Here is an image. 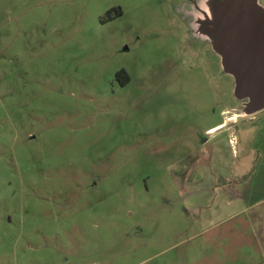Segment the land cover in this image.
Wrapping results in <instances>:
<instances>
[{"label":"rangeland","instance_id":"374dc122","mask_svg":"<svg viewBox=\"0 0 264 264\" xmlns=\"http://www.w3.org/2000/svg\"><path fill=\"white\" fill-rule=\"evenodd\" d=\"M190 1L0 0V264H264V109Z\"/></svg>","mask_w":264,"mask_h":264},{"label":"water","instance_id":"95a60500","mask_svg":"<svg viewBox=\"0 0 264 264\" xmlns=\"http://www.w3.org/2000/svg\"><path fill=\"white\" fill-rule=\"evenodd\" d=\"M212 19L201 22L225 74L234 80L233 95L246 100L243 113L264 109V9L257 0H212Z\"/></svg>","mask_w":264,"mask_h":264},{"label":"flooded vegetation","instance_id":"af4514ba","mask_svg":"<svg viewBox=\"0 0 264 264\" xmlns=\"http://www.w3.org/2000/svg\"><path fill=\"white\" fill-rule=\"evenodd\" d=\"M210 1L212 0H202L198 3V0H192L190 1L191 5H193V10L195 12L194 15H192V11H190V14H188L189 18H192L190 20V23H192L195 27V31L199 33L200 35L204 36L205 41L202 45L209 47L212 51L211 42L208 39L207 35L200 32V26L201 22L206 21L207 19H212V10L210 6ZM218 56V54H217ZM219 57V56H218ZM125 75V69L116 70L114 73V76L119 79L120 76ZM121 86H124L126 84V81H120ZM221 113H223V109L221 110ZM220 129V128H219ZM208 133V130L206 131ZM209 135V133H208ZM205 142H207V139H205Z\"/></svg>","mask_w":264,"mask_h":264},{"label":"crops","instance_id":"0c3cea01","mask_svg":"<svg viewBox=\"0 0 264 264\" xmlns=\"http://www.w3.org/2000/svg\"><path fill=\"white\" fill-rule=\"evenodd\" d=\"M223 126H224V125H223L222 123H219V124H217L216 126L209 128V129H208V133H209V134H210V133H213L214 131L218 130L220 127H223ZM213 129H214V131H213V132H210V131L213 130Z\"/></svg>","mask_w":264,"mask_h":264},{"label":"trees","instance_id":"16d2710c","mask_svg":"<svg viewBox=\"0 0 264 264\" xmlns=\"http://www.w3.org/2000/svg\"><path fill=\"white\" fill-rule=\"evenodd\" d=\"M117 14L120 15L121 14V11H119V9L117 10Z\"/></svg>","mask_w":264,"mask_h":264},{"label":"bare ground","instance_id":"6f19581e","mask_svg":"<svg viewBox=\"0 0 264 264\" xmlns=\"http://www.w3.org/2000/svg\"><path fill=\"white\" fill-rule=\"evenodd\" d=\"M214 131V129L213 130H211L210 132H213Z\"/></svg>","mask_w":264,"mask_h":264}]
</instances>
